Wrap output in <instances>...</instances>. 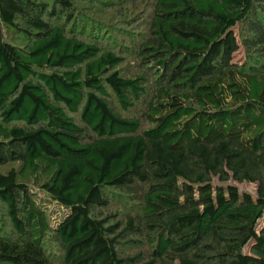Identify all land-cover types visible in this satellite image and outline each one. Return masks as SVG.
Segmentation results:
<instances>
[{
	"label": "trees",
	"instance_id": "16d2710c",
	"mask_svg": "<svg viewBox=\"0 0 264 264\" xmlns=\"http://www.w3.org/2000/svg\"><path fill=\"white\" fill-rule=\"evenodd\" d=\"M74 1L0 0V202L14 231L0 232V264H264V0H154L151 96L146 74L125 77L122 57L66 33ZM240 25L262 60L234 61ZM112 97L124 111L145 101L150 126ZM31 185L82 224L51 231ZM136 185L138 216L97 214L110 189ZM129 233L149 256L122 250L140 243Z\"/></svg>",
	"mask_w": 264,
	"mask_h": 264
},
{
	"label": "rangeland",
	"instance_id": "374dc122",
	"mask_svg": "<svg viewBox=\"0 0 264 264\" xmlns=\"http://www.w3.org/2000/svg\"><path fill=\"white\" fill-rule=\"evenodd\" d=\"M154 0H75L71 20L61 19L60 22L66 29V33L75 36L87 42L100 46L102 50L115 52L123 60L118 66L119 72L125 77H132L137 74H146L149 79L148 94L153 93L152 88V69L145 67L146 64L141 59L142 45L149 39L150 23L153 11ZM239 50L233 58L236 62L256 61L259 57L258 52L246 47L245 38L247 29L244 25L236 28ZM16 38V37H15ZM14 38V39H15ZM15 42L23 44V40L17 37ZM111 93V90H109ZM111 107L123 116L139 117L142 128H147L150 123L143 116L145 111V101L139 102L129 111H124L119 107L114 97L110 98ZM78 123L81 119L78 114L73 115ZM18 164H15L17 166ZM240 192L250 193L256 197L257 184L255 183H234ZM146 186L136 185L129 189H110L108 197L110 203L108 206L99 208L98 215L108 216L111 221H121L123 225L128 218L138 216L142 211L143 191ZM31 191L35 201L47 212L48 220L54 232L59 225L78 228L82 221L76 215H72L71 210L60 208L55 202L40 188L31 185ZM85 227L83 226V229ZM82 229V230H83ZM0 232L3 234H13L12 225L6 215L5 208L0 202ZM51 232L45 239V246L51 259L59 261L62 257L61 246L56 235ZM81 232V230H80ZM129 236L140 241L138 244L133 242H122V250L125 252H135L142 249L147 256L151 251L148 240L145 235H135L129 233Z\"/></svg>",
	"mask_w": 264,
	"mask_h": 264
}]
</instances>
